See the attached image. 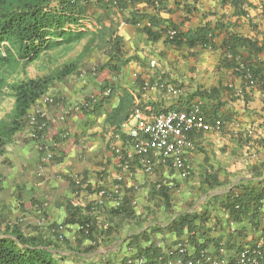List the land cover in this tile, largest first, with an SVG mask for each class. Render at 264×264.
<instances>
[{
  "label": "crops",
  "instance_id": "crops-1",
  "mask_svg": "<svg viewBox=\"0 0 264 264\" xmlns=\"http://www.w3.org/2000/svg\"><path fill=\"white\" fill-rule=\"evenodd\" d=\"M234 1L155 0V6L158 8L160 2L162 9L154 11L145 2L128 5L122 11L114 8L116 35L122 39L124 57L129 61L116 71L100 69L107 58L93 50L100 57L98 64L87 62L77 77L68 80V87L54 90L51 96L59 101L45 104L39 100L33 107L34 112L44 115L46 123L38 139H33L26 127L0 156L5 162L0 172L11 170L18 175L13 186L24 185L30 192L34 204L32 208L28 203L31 214L37 218L44 213L50 223L60 220L62 225L73 226V234L82 240L83 247L91 249L80 255L91 259L78 258L80 264H89L88 260L95 264H122L151 247L169 254L178 251L179 246L192 257L188 261L199 260L195 257L204 252L200 264H216L221 258L228 263L244 246L264 242V91L257 84L247 86L241 71L223 61L225 57L232 60L224 54V46L234 35L256 41L264 49V0ZM133 11L157 15L163 24L153 26L148 18L135 25L122 22V16L129 18ZM168 23L181 32L208 25L213 32L212 43L204 48H176L165 44L163 35L155 41L147 40L149 30L161 33L160 28ZM84 24L93 30L91 23ZM236 53L241 59L235 61L253 70L260 67V72H264V50L254 55L244 47H236ZM97 65L98 69L93 70ZM149 80L164 87L144 90L143 82ZM106 86L112 94L101 105L98 100L95 108L88 99ZM166 86L179 92L172 95ZM197 90L214 91L218 98L204 101L196 96L186 104L188 95ZM124 91L134 97L135 105L142 104L152 113L155 108L175 106L176 110L185 111L197 106L210 125H217L189 134L183 157L190 166L187 177H182V169L173 168L170 162L154 165L150 173L143 172L134 165L129 145L113 138L110 116ZM217 103V115L207 118L206 111ZM64 112L67 113L63 117ZM245 138L251 140L248 146ZM51 140L57 142L55 161L44 164L39 172L42 178H36L40 141ZM114 147L121 152L116 153ZM125 157L130 160L128 169L123 167ZM76 177L82 182L80 189L71 185L76 183ZM246 187L258 198L235 221L225 208V201L242 197ZM99 191H105L106 196L101 197ZM116 196L131 210L128 219L116 221L118 230L97 234L92 241L83 237L77 226L65 224L68 204L82 207L101 199L105 207L114 208ZM253 206L257 207L256 212ZM186 213L203 220L201 224L196 221L195 230L189 233L196 244L188 243L185 229L180 236L168 229L171 221ZM102 221L105 222L104 216Z\"/></svg>",
  "mask_w": 264,
  "mask_h": 264
},
{
  "label": "trees",
  "instance_id": "trees-1",
  "mask_svg": "<svg viewBox=\"0 0 264 264\" xmlns=\"http://www.w3.org/2000/svg\"><path fill=\"white\" fill-rule=\"evenodd\" d=\"M139 2L147 3L153 7L154 11L163 8L160 2H158L157 8L155 0H0V89L7 88L14 100L12 111L0 119V156L4 154L6 146L13 142L16 134L28 126L29 111L45 95L48 88L73 72V69L67 65L55 72L52 77L8 83L3 75V70L13 68L20 63L32 64L46 51L57 49L63 45H72L86 39L84 51L95 50L103 53L107 58L100 69L116 71L119 65L127 63L129 59L124 57L122 39L116 35L118 22L113 20V9L118 8L122 11L128 5L132 6ZM240 6L239 4L235 7L238 9ZM142 18H148L149 23L153 26L163 24L157 15H141L136 11H133L129 18L122 16V22L135 25ZM85 21L91 23L93 30L85 28ZM82 28L86 30L80 31ZM160 31L161 33L149 30L147 40L155 41L163 35L165 37L164 43L176 48L181 46L189 48L202 46L204 48L212 43L213 32L208 25L197 28L195 31L181 32L168 23L163 29L160 28ZM170 32H174V34L170 36ZM236 47H244L254 55L262 52L263 47H258L256 41H251L248 38L231 36L224 46V54L230 55L232 60L230 61L225 57L223 61L225 62L224 65L241 71L247 86L257 84L264 91V72H260V67L253 70L251 66L235 61V58H239ZM148 82L150 87L158 88L161 85L159 83L154 85L150 80ZM105 88L108 89L107 86ZM109 90L112 94V89L109 88ZM196 96L204 101H209L218 98V93L197 90L193 95H188L186 104ZM109 97H98L94 102V107L97 108L99 101L101 105L103 100H107ZM217 105L218 103L212 105L206 111L207 118L217 115L219 107ZM137 106L144 107L142 104H137ZM135 107L134 97L129 92L124 91L119 106L110 116V124L117 128L121 122L128 118ZM172 108L178 109L175 106L166 109L155 108L153 113L166 112ZM41 134L42 132H39V135ZM39 135H37V139ZM250 141L249 138H245V145L248 146ZM53 161L55 160L53 159ZM79 183L76 184L74 181L71 185L80 189ZM85 188L88 189L89 187L86 186ZM257 198L258 195L246 187L242 197L236 196L227 199L225 208L236 221L247 212ZM117 200H119V204L114 208H107L104 204L98 205L97 202L82 207L68 204L66 206L65 224L77 226L83 237L95 241L97 234L99 236L108 235L113 230H118L119 224L116 221L128 219L130 216L131 210L126 202L116 196ZM252 209L256 212L257 207L253 206ZM100 215L104 216L105 222L102 221V218L98 221ZM252 215L254 214L252 213ZM199 217L187 213L179 215L171 221L168 229L175 232L177 236H180L185 229L188 233V243L196 244V240L189 233L195 230L196 221L202 223L203 220ZM105 224L107 227H103ZM52 243V239L43 235L25 236L18 228H11L6 236L0 237V264H65L62 256H58L56 259L51 252ZM203 253L200 252L195 258L205 257ZM139 256H143L148 264H153L157 260L166 261L177 258H181V261L185 263L188 259H192L186 252L179 254L176 251L165 254L152 247L144 250ZM227 264H236V259H231ZM262 264H264V260Z\"/></svg>",
  "mask_w": 264,
  "mask_h": 264
},
{
  "label": "built area",
  "instance_id": "built-area-1",
  "mask_svg": "<svg viewBox=\"0 0 264 264\" xmlns=\"http://www.w3.org/2000/svg\"><path fill=\"white\" fill-rule=\"evenodd\" d=\"M111 1V0H105ZM174 32H170L172 36ZM154 66V63L151 64ZM160 87H164L161 86ZM152 88L149 86V82L143 83V89L146 90ZM156 88V87H155ZM168 93L177 95L179 92L176 88L166 86ZM111 91L109 89L102 90L98 95H91L88 99L89 102L94 103L98 97H109ZM42 101L45 104H52L54 100L52 98L43 97ZM88 103V102H87ZM88 104H86L87 107ZM67 112H64V115ZM45 117L41 112H34L33 115H29L28 126L30 135L33 139L39 135L46 128L44 121ZM41 120V121H40ZM217 125L212 126L201 114L197 106L192 109L176 110L170 109L166 112L152 113L149 109L140 108L136 105L134 110L128 116L126 120L121 122L117 128L113 130V138L122 143H126L132 149L134 165L145 173H150L154 165L171 163V166L175 169L181 170V176L187 177L189 174L190 166L187 165L183 159L184 151L187 145L188 136L192 132L206 131L214 129ZM38 147L39 152V169L41 172V165L51 162L55 157V149L57 148V142L51 140L49 143L44 141ZM116 153H120V149L114 147ZM123 167L129 168V162L126 157L123 160ZM76 177V184H81V181ZM101 197L106 196L105 191H99ZM98 205H103L104 202L101 199L96 201ZM119 204V200L116 201L115 206ZM237 209V206H235ZM102 216H98V221ZM103 227H107L105 224ZM264 228V220L262 222ZM235 228L231 227V232H234ZM179 254H184L186 250L179 246ZM204 258V257H203ZM195 261L182 262L181 258L175 260L168 259L166 261L157 260L153 264H200L202 259ZM207 259V258H206ZM264 260V242L257 243L252 246H244L236 257V264H262ZM122 264H148L143 256L136 257L134 259H126ZM216 264H227L224 258H221Z\"/></svg>",
  "mask_w": 264,
  "mask_h": 264
},
{
  "label": "rangeland",
  "instance_id": "rangeland-1",
  "mask_svg": "<svg viewBox=\"0 0 264 264\" xmlns=\"http://www.w3.org/2000/svg\"><path fill=\"white\" fill-rule=\"evenodd\" d=\"M85 43L86 39H83L72 45H63L57 49L46 51L32 64L25 65L20 63L13 68L3 70V75L6 77L8 83L26 79H40L52 77L55 72L68 65L73 69V72L62 81L51 85L44 95L46 98L59 101L57 98L54 99L51 96L54 90H62L68 87L70 84L68 80H72L71 77H77L80 74V70L87 66V62L91 61L90 63L96 65L100 61V57H97V54L93 50L84 51ZM98 66L94 67L93 70L98 69ZM13 102L14 100L10 95V91L7 88L0 89V119L12 111ZM33 113L34 109L32 108L29 115H33ZM3 165H5V162L0 159V167ZM43 166L45 165H41L42 168ZM8 167L12 168L11 166ZM41 175L42 173L36 172V178H40ZM17 176L11 170L0 172V237L6 236L11 228H18L25 236L43 235L46 238L52 239L53 246L50 247L51 252H53L56 259H58V256H62L65 264H80V259H83V261L91 259V257L80 256L81 254H88L91 251L84 248L81 243L82 240H79L73 234L75 230L73 226L62 225L60 220L50 223L48 216L44 213L40 214L37 218L31 214L28 203L31 202L32 208L34 204L32 203L33 199L30 192L25 189L24 185L22 187L13 186L17 180ZM4 179H6V184L4 183ZM88 263L95 264L96 262L88 260Z\"/></svg>",
  "mask_w": 264,
  "mask_h": 264
},
{
  "label": "clouds",
  "instance_id": "clouds-1",
  "mask_svg": "<svg viewBox=\"0 0 264 264\" xmlns=\"http://www.w3.org/2000/svg\"><path fill=\"white\" fill-rule=\"evenodd\" d=\"M43 97H45V96H43ZM43 97H41L39 100L43 99ZM39 100H38V101H39ZM38 101H37V102H38ZM33 107H34V106H33ZM29 112H30V111H29Z\"/></svg>",
  "mask_w": 264,
  "mask_h": 264
}]
</instances>
